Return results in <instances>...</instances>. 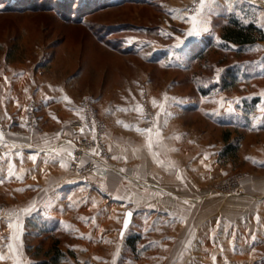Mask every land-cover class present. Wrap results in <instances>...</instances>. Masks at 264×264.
I'll list each match as a JSON object with an SVG mask.
<instances>
[{
  "label": "rangeland",
  "instance_id": "rangeland-1",
  "mask_svg": "<svg viewBox=\"0 0 264 264\" xmlns=\"http://www.w3.org/2000/svg\"><path fill=\"white\" fill-rule=\"evenodd\" d=\"M53 1L56 8L46 10L33 8L44 0H0V77L11 79L8 92L23 79L33 105L44 90L70 96L66 119L58 105L45 123L27 108V126L41 139L54 136V150L68 147L77 173L118 170L125 182L148 186L154 203L166 199V207H128L130 226L109 244L120 248L135 233L141 240L137 255L125 244L119 262L264 264V214L258 212L264 211V44L240 54L221 46L224 23L232 15L259 22L264 0H213V29L205 36L213 47L196 61L189 59L193 38L184 37L198 0L95 10L92 0H69L67 9L63 0ZM175 6L185 8L182 20ZM229 65L240 69L234 86L215 87ZM24 92L26 103L30 91ZM12 127L15 135L28 131ZM226 129L232 140L241 139L236 159L220 157ZM196 154L205 156L199 169ZM3 185L0 180L2 207L14 203ZM60 237L62 246L71 241ZM28 240L42 238L25 233L32 257ZM85 255L72 263L94 264Z\"/></svg>",
  "mask_w": 264,
  "mask_h": 264
},
{
  "label": "crops",
  "instance_id": "crops-1",
  "mask_svg": "<svg viewBox=\"0 0 264 264\" xmlns=\"http://www.w3.org/2000/svg\"><path fill=\"white\" fill-rule=\"evenodd\" d=\"M210 3L213 0H204L202 8L198 3L194 12L199 35H189L192 27H187L184 38H193L192 45L200 44L213 29L215 13L210 10ZM184 9L175 6L172 11L182 20L186 13ZM260 13L261 19L257 23L264 29V11ZM218 15L219 18H227L223 14ZM261 42L264 44L263 40ZM10 80L0 77V180L5 184L3 189L8 191L6 196H13L14 203L0 206V256L3 257L0 264L35 263L34 257H30L25 250V233L37 229L33 223L32 227L28 226L30 218H36L34 220L39 223L56 221L60 226L59 233L71 238L70 243L64 244L63 248L73 249L77 260H80V254H88L94 264H129L127 261L119 262L127 239L120 248L109 244L117 240L119 234L122 236L128 207L138 202L140 205L144 202V205L160 204L166 207V199L161 198L158 203H154L148 186L125 182L118 170H108L104 174H79L73 170L70 166L71 152L66 150L68 147L54 150L55 145L50 144L55 142L54 136L41 139L37 135L39 131L27 126V108H35L40 113L37 116L42 117L41 123H45L49 114L53 118L57 115L55 109L58 105L62 110L60 116L66 119L70 96L44 90L45 94L36 99L37 105H33L27 101L35 97L29 87H24L23 79L22 84L14 86L15 89L10 87V92L5 91L9 90ZM24 90L30 91L26 103ZM13 123L27 126L28 131L23 135H15ZM146 152L149 151L144 150L145 165L151 168L153 163L146 159ZM194 158V167L199 169L197 166L205 156L196 154ZM261 201L257 206H262ZM258 212L264 214L261 208Z\"/></svg>",
  "mask_w": 264,
  "mask_h": 264
},
{
  "label": "trees",
  "instance_id": "trees-1",
  "mask_svg": "<svg viewBox=\"0 0 264 264\" xmlns=\"http://www.w3.org/2000/svg\"><path fill=\"white\" fill-rule=\"evenodd\" d=\"M24 1V0H23ZM49 2L50 7L44 5ZM69 0H63L61 3L62 9H67L66 2ZM93 4L90 9L95 10L113 6H119L125 3H145L149 0H92ZM151 2V1H150ZM41 6V7H40ZM46 10L56 8V3L53 0H44V3H36L33 8H43ZM26 8V5L22 4L20 9ZM69 8V7H68ZM202 45H193V50L190 53L189 59L192 61L202 59L208 51L213 47L212 39L210 37H204ZM221 39L223 48H228L238 52L239 54L243 52L245 47L256 44L259 41L264 40V31L258 25L255 20L246 21L239 16L232 15L222 26L221 29ZM240 69L234 65H229L225 68L220 83L214 84L215 87H219L222 90L230 89L234 86ZM208 91V90H207ZM223 139L225 141V146L223 147L220 157L221 159L229 160L236 159L238 155L240 138L237 140L231 139V131L226 129L223 133ZM36 218H30L28 226L32 227V223L37 226L38 229L36 234L29 233L30 236L38 238L41 237L42 241L39 243H32L28 240L27 250L35 259L34 264H73L71 258L75 256L73 249L69 248L65 250L62 246V240L60 237V226L56 221H48L39 223L35 221ZM39 219V218H38ZM51 239L50 243L46 244V239ZM141 240L140 234H130L126 240V245L131 249L132 253H138V244Z\"/></svg>",
  "mask_w": 264,
  "mask_h": 264
},
{
  "label": "snow or ice",
  "instance_id": "snow-or-ice-1",
  "mask_svg": "<svg viewBox=\"0 0 264 264\" xmlns=\"http://www.w3.org/2000/svg\"><path fill=\"white\" fill-rule=\"evenodd\" d=\"M198 3L200 4V7L202 8V7H204V0H198ZM191 20H192V24H193V28H192V30L191 31H189V35H194V34H197V32H196V24H197V19H196V17L195 16H193L192 18H191ZM65 99H67V98H65ZM126 127H127V125H125ZM137 131H140L139 129H137ZM150 131V130H149ZM128 216L130 217L131 216V213H128ZM125 228H127V226H128V221L127 220H125ZM0 259H3V257L2 256H0Z\"/></svg>",
  "mask_w": 264,
  "mask_h": 264
},
{
  "label": "water",
  "instance_id": "water-1",
  "mask_svg": "<svg viewBox=\"0 0 264 264\" xmlns=\"http://www.w3.org/2000/svg\"><path fill=\"white\" fill-rule=\"evenodd\" d=\"M128 213H131V216H130V217L128 216ZM133 215H134L133 210L128 209V210L126 211V215H125L124 222H123L122 234L125 233L126 230H127V228L130 226V224H131V222H132V219H133ZM125 220L128 221V226H127V228H125V226H124V225H125Z\"/></svg>",
  "mask_w": 264,
  "mask_h": 264
}]
</instances>
